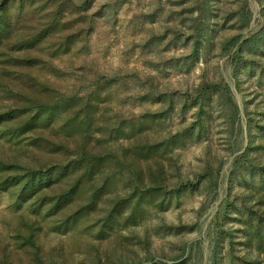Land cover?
Wrapping results in <instances>:
<instances>
[{"label": "rangeland", "instance_id": "1", "mask_svg": "<svg viewBox=\"0 0 264 264\" xmlns=\"http://www.w3.org/2000/svg\"><path fill=\"white\" fill-rule=\"evenodd\" d=\"M8 13L0 264H213L225 202L264 209L259 171L235 165L247 153L264 171V0H13ZM203 84L230 94L201 100ZM32 170L48 176L27 185ZM229 242L215 264H264V228Z\"/></svg>", "mask_w": 264, "mask_h": 264}, {"label": "trees", "instance_id": "2", "mask_svg": "<svg viewBox=\"0 0 264 264\" xmlns=\"http://www.w3.org/2000/svg\"><path fill=\"white\" fill-rule=\"evenodd\" d=\"M13 0H0V39H9V36L13 33L14 30H12V21L8 13V5L10 2ZM61 15V10L58 11V16ZM242 17L243 19H246L248 22L250 20V12L247 9L242 10ZM58 23V18L57 16L55 19L52 21L51 26H55ZM45 36L44 32H40L37 35L33 36L30 38V35H27L22 38V42L20 43V46L26 47L29 44H31L33 41ZM26 37H29V39H25ZM195 38L196 42H199L200 39L203 38V30L197 27L196 33H195ZM241 36L233 37L228 45L229 46H235L238 48L237 52H241L242 49L239 50V47L246 46L250 43V40H245L242 41ZM241 42V43H240ZM241 47V48H242ZM238 56V53L235 55ZM235 57L233 58V63H234ZM217 91L220 93H224L225 95L230 94V88L228 86H224L223 84H212V85H207L203 84L200 87L199 93H200V98L201 100L207 99V96L209 95L210 91ZM231 105L234 107L235 104H233L232 100L228 99ZM200 110L203 111L206 107L204 102L200 103ZM36 111H32L30 115H28L27 121L24 123L22 126V134L27 133L29 129V124H32L37 117H41L44 115L47 111L45 110V107L43 104L38 105V107L34 108ZM17 117V112L10 110L9 113L0 115V123L5 122V121H11L14 120ZM30 120V121H29ZM30 130V129H29ZM242 164V166H247L249 170H256L259 171V174L261 176V181H262V187L264 188V171L261 169H256L254 164L249 159V156L247 153H245L240 159L237 160V163L235 165L238 167V165ZM235 166V167H236ZM50 171V170H49ZM28 178H31V181L27 183V185H31L37 180V179H42V177L48 176V173L43 174V170H32L28 171L25 175ZM43 188H39L38 190H42ZM231 199L229 198L226 202L225 205L222 206L221 211L218 212L217 214V219L219 220L217 226L214 228V233L215 237L218 238V242L215 243V247L213 249V264L217 262L219 259L220 255V249L218 248L220 244V240L223 238H228L230 241L231 247L237 244H242L246 245L249 247V244L252 242L253 237L257 239H263V228H264V209H261L256 206H252L248 208L246 211L247 214L246 216L244 215V212L239 209V206L236 202L230 201ZM263 202V203H262ZM264 204V196L259 200V204ZM230 207H234L237 213V216L233 219L236 223L239 225V229L237 230H231L227 229L226 224H225V219L227 216H230L228 213L225 212L224 210L228 212ZM237 239H243L245 241H241V243L236 242ZM263 244V243H262ZM260 252V251H259ZM236 260V257L234 258ZM235 264V263H234ZM247 264H260L259 261H247Z\"/></svg>", "mask_w": 264, "mask_h": 264}]
</instances>
